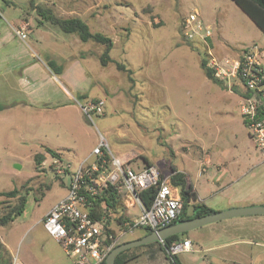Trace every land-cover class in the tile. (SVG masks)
<instances>
[{"label":"rangeland","instance_id":"374dc122","mask_svg":"<svg viewBox=\"0 0 264 264\" xmlns=\"http://www.w3.org/2000/svg\"><path fill=\"white\" fill-rule=\"evenodd\" d=\"M34 5L59 19L82 20L91 33L110 38L113 47L111 62L102 67L98 60L104 46L60 32L39 17L28 0H0L1 36L14 46L33 49L44 61L53 52L77 59L85 79L76 68L68 75L84 90L79 103L105 101L103 115L92 121L72 108L58 116L38 106L0 112V193L16 189L18 196L26 197L20 216L0 227L11 262L14 258L18 264L72 262L41 223L44 213L63 196L60 184L68 178L55 174V159L40 152L43 144L66 147L60 150L62 162L74 168L102 135L111 153L133 169L154 166L165 178L175 167L191 181H202L215 171L212 167L201 173L199 162L209 156L212 163L225 165L243 187L254 183L264 187V165L255 170L259 175L255 178L241 175L263 161L239 114L237 86L232 79H218L221 85L211 82L200 65L201 60L208 63L209 50L223 65V59L235 58L252 43L264 47V35L233 1L34 0ZM190 14L209 28L206 44L183 37L182 23ZM118 64L126 72L118 70ZM3 78L0 73V82ZM38 153L44 155L39 165L34 160ZM16 203V198L0 196V217ZM118 210L128 221L133 219L123 202ZM108 221L117 229L115 216ZM195 230L187 232L193 250L197 238H202V231ZM145 234L137 228L122 236L118 245ZM135 254L137 258L127 264H171L155 248ZM209 259L210 253L177 255L180 264H209Z\"/></svg>","mask_w":264,"mask_h":264},{"label":"built area","instance_id":"2783aa9c","mask_svg":"<svg viewBox=\"0 0 264 264\" xmlns=\"http://www.w3.org/2000/svg\"><path fill=\"white\" fill-rule=\"evenodd\" d=\"M182 33L186 41L200 40L206 44V40L211 38L209 28L195 14L184 19ZM16 34L23 36L19 31ZM208 54L206 65L214 72L215 78L232 79L237 86L239 114L264 162V47L252 44L240 50L235 58L223 59V65L210 50ZM78 105L87 120L92 121L103 115L105 101H87ZM92 156L95 157L93 162L86 159L74 168L56 158L52 162L55 174L68 175L69 183L66 195L51 207L41 223L72 264H102L122 236L131 234L137 228L156 231L176 221L182 211L177 189L170 184L169 178L161 179L154 166L146 165L140 170L124 166L111 153L102 135ZM106 164L107 169L100 172L99 166ZM95 173L99 174L95 176ZM109 186L123 193L122 201L127 209L136 207L138 210L135 219L122 225L115 224L117 229L105 216L99 220L90 217L86 208L87 196H95ZM152 187L156 189V194L151 206L145 208L137 193ZM110 230H115V234ZM190 249L191 242L185 239L174 242L165 252L172 257ZM11 264H18L15 258Z\"/></svg>","mask_w":264,"mask_h":264},{"label":"crops","instance_id":"0c3cea01","mask_svg":"<svg viewBox=\"0 0 264 264\" xmlns=\"http://www.w3.org/2000/svg\"><path fill=\"white\" fill-rule=\"evenodd\" d=\"M8 41L7 38L0 35V73L4 77L0 82V105L7 108L0 112L11 111L15 106H22V108L38 106L40 110L58 116L62 110L72 108L79 117H82L77 96L84 93V90L76 87L75 81L68 75V72L76 68L79 71L78 75H82V79H85V69L78 60L62 58L53 52L45 55L47 60L44 61L33 49L28 47L26 50L25 47L14 46L11 41ZM48 61L62 66L60 75L52 73L45 63ZM230 93L233 94L231 91ZM56 122L60 124L59 120ZM96 145L97 143L78 162L81 163L86 159L90 163L93 162L95 157L92 156V151ZM42 146L44 147H42L41 153H44V149L47 148L60 154V160H63L60 150L66 147L61 145L53 147L50 144ZM44 155L48 156L46 153ZM208 157L200 160L199 166L203 174L208 173L214 167L215 171L211 173L209 179L193 182L188 179L184 171L174 167L177 172L187 177L195 194L196 203L206 206L215 213L264 206V187L261 184L254 183L251 188L243 187L241 180L235 179L225 165L212 163ZM263 165V162L252 165V168L242 172L241 175L250 174L252 178H255L257 174L255 170ZM66 176L68 177L66 184L63 182L60 184L63 188V196L54 204L66 195L69 183V176ZM126 212L133 219L138 215L136 207L127 209ZM198 230L202 231L200 235L203 239L197 238V248L194 250L191 248L188 252L192 254L210 253V259L206 260L209 264H264V215L228 218L207 224ZM185 238L191 242L187 235ZM0 241L9 253L8 247L1 237Z\"/></svg>","mask_w":264,"mask_h":264},{"label":"trees","instance_id":"16d2710c","mask_svg":"<svg viewBox=\"0 0 264 264\" xmlns=\"http://www.w3.org/2000/svg\"><path fill=\"white\" fill-rule=\"evenodd\" d=\"M233 3L247 16V18L261 31L264 35V0H231ZM29 7L33 10L36 9L38 16L48 21L49 24L53 27H56L60 32L66 35H76L78 40L82 43H86L88 41H92L96 44L104 46V52L99 57V63L102 67L107 66L109 62H111V58L109 53L113 47V42L110 38L103 36L99 33H91L89 27L80 19L78 18H69V19H59L52 15V13L47 10L43 9L39 6L34 5V0H28ZM205 60H201V68L203 69L205 76L211 82L221 85V81L215 78L214 72L209 69L206 65ZM47 67L54 73L55 75H60L62 72V66L57 65L55 62L48 61L46 63ZM117 69L123 72H126V69L123 65H117ZM78 97V96H77ZM82 98V96H79ZM77 98L79 100L80 98ZM6 107L0 105V111L4 110ZM44 153L51 155V157L60 159V154L53 152L47 148L44 149ZM108 159V158H106ZM34 160L37 165L41 164L44 160V155L41 153L35 154ZM108 165L99 166V171H104L107 169ZM137 170V169H136ZM99 173H95L96 176ZM162 179L163 177L160 176ZM170 184L177 189L180 200L182 202V211L180 216L177 218L176 221L172 222L170 225L183 222L186 220H190L196 217H202L209 214L215 213L213 210L207 208L206 206L196 203L195 194L192 191L191 185L188 183L187 177L177 172L174 167L171 168V173L169 176ZM156 189L149 188L137 193V196L141 203L144 205L145 208H149L152 204V201L155 197ZM1 197H5L8 199H17L16 205H13L6 214L0 217V227H4L10 223H12L17 217L20 216L22 213L25 203L26 197L25 196H18V190L13 189L9 192H2L0 193ZM123 193L116 190L115 188L109 186L102 191L98 192L95 196H87V204L86 208L87 211L93 219H101V217L106 216H115L116 225H122L124 222H129L127 217L123 214V210H118L120 205L122 204ZM122 211V212H120ZM105 216V217H106ZM108 217H106L108 219ZM114 219V218H113ZM146 231L145 235L151 233L150 230L143 229ZM112 233L115 234V230H110ZM187 233L181 235H174L164 239L162 242H152L143 246H139L133 249L126 250L121 252L115 257L114 264H127L137 258V254L135 252L139 249H152L155 248L158 251H162L169 259L171 264H180L177 261V256L169 257L165 249L169 247L174 242H181L184 241L183 237ZM117 246V245H116ZM0 264H11V260L8 256V252L5 249L4 245L0 241ZM105 264V261L102 262Z\"/></svg>","mask_w":264,"mask_h":264},{"label":"water","instance_id":"95a60500","mask_svg":"<svg viewBox=\"0 0 264 264\" xmlns=\"http://www.w3.org/2000/svg\"><path fill=\"white\" fill-rule=\"evenodd\" d=\"M250 215H264V206L233 209L226 212L213 213L206 216L196 217L190 220L165 226L163 228L151 232L148 235H145L140 239L124 242L115 246L108 253L105 259V264H114L115 257L126 250L143 246L152 242H162L164 239L170 236L181 235L220 220Z\"/></svg>","mask_w":264,"mask_h":264}]
</instances>
